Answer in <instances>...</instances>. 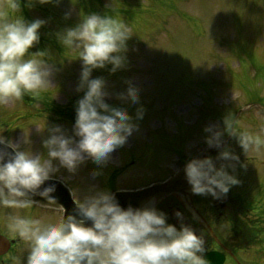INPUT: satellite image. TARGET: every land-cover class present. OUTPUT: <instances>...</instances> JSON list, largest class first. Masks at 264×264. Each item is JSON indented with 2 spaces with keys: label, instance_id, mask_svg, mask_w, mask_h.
<instances>
[{
  "label": "rangeland",
  "instance_id": "374dc122",
  "mask_svg": "<svg viewBox=\"0 0 264 264\" xmlns=\"http://www.w3.org/2000/svg\"><path fill=\"white\" fill-rule=\"evenodd\" d=\"M3 2L0 0V4ZM21 10L28 21L37 18L46 21L39 30V44L30 51L49 52V63L54 66L52 85L40 90L35 98L25 95L22 101L0 103V136L36 155H46L43 140L50 135V128L60 125L68 135H73L75 122L67 116H76L77 102L84 95V90L77 91L82 71L78 50L65 49L58 42L57 33L75 26L84 14L98 13L126 24L132 34L127 41L125 66L114 73L111 65L94 69L92 77L106 81L109 104L125 105L134 119L139 109L142 119H135L137 129L104 164L98 165L86 156L75 171L61 167L54 174L67 180L76 200L98 190L113 193L118 187L130 188L164 178L174 172L182 149L189 156L198 144L205 142L206 136L220 131L221 139L224 138L226 133L217 123H207L199 129L186 126L183 115H188L190 109H195L196 119L197 114H202L220 123L225 115L216 108V102L231 104L236 110L253 99L264 107L262 97L249 95L254 93L251 90L264 94V0H59L45 4L32 0L31 6L29 0H21ZM129 82L138 86L137 104L124 98ZM250 115L245 118L249 123L244 121L241 126L264 135V114L255 111ZM203 131L206 136L201 135ZM174 133L181 136L180 149L165 142L166 134L175 138ZM25 134L30 143H24ZM157 147L164 149L160 151ZM239 147L234 142L232 149ZM244 156L255 159L247 162L249 167L253 164L251 172L258 166L264 174V148L252 149ZM128 158L132 166L126 165L113 180L110 175L114 167L120 169ZM54 163L59 165L58 160ZM216 163L235 165L232 161L216 160ZM233 173L243 175L244 182L253 177L250 174L246 179L247 171V174L242 170ZM235 186L236 190L243 187ZM254 202L264 203L257 198ZM10 212L25 213L22 209L0 208V232L12 237L5 224ZM42 219L55 221L60 215L51 210ZM20 241L12 252L0 258V264H26L27 249L24 241ZM261 251L242 252L243 263H261H256Z\"/></svg>",
  "mask_w": 264,
  "mask_h": 264
},
{
  "label": "clouds",
  "instance_id": "9594fccd",
  "mask_svg": "<svg viewBox=\"0 0 264 264\" xmlns=\"http://www.w3.org/2000/svg\"><path fill=\"white\" fill-rule=\"evenodd\" d=\"M53 2L59 0H39L41 4ZM31 3L29 0V6ZM45 23L39 18L26 20L21 0L0 4V103L22 101L25 95L35 98L40 90L52 85L54 66L49 63V52L30 51L39 44V30ZM131 35L126 24L98 13L84 14L75 26L57 33L58 42L65 49L78 50L77 58L82 61L77 91L84 90V95L77 102L73 135L60 125L50 128V135L43 140L46 155L22 150L19 144L0 136V144L7 143L14 150L0 149V208L28 209L36 195L48 206L64 207L58 204L55 184L46 182L61 167L75 171L86 156L98 165L104 164L137 129L135 119H142V111L138 109L134 119L125 105L109 104L106 81L92 77L94 69L111 65L114 73L125 66ZM124 98L137 104L138 86L129 82ZM225 123L227 132L237 138L246 154L264 148V135L236 131L227 119ZM222 135L217 131L206 142L219 148ZM24 143H30L28 134ZM57 160L59 165L54 163ZM216 160L239 161V156L225 147L215 159L206 156L187 161L185 176L194 194L219 199L241 182L228 170L235 165L217 166ZM74 202L77 213L64 214L55 221L20 212L6 216L8 233L25 243L26 264H209L204 237L191 225L182 223L178 228L169 223L162 210L153 206L124 207L107 190Z\"/></svg>",
  "mask_w": 264,
  "mask_h": 264
},
{
  "label": "flooded vegetation",
  "instance_id": "af4514ba",
  "mask_svg": "<svg viewBox=\"0 0 264 264\" xmlns=\"http://www.w3.org/2000/svg\"><path fill=\"white\" fill-rule=\"evenodd\" d=\"M222 197L223 200L221 206L223 207L225 213L218 210L216 211L218 212V214L223 215V217L229 220V224L227 223V225L229 226V230H230L229 233L230 241H228L226 245L233 253V255H235L236 258L240 259L239 252L241 251L238 250L240 246H244V245L248 246L249 242L251 243V241L264 240V239H259L262 230L259 229L257 226V223L259 222L258 216L255 213L252 216L250 204L238 199L237 197L226 195V196H221L219 199H221ZM175 200L180 204H182L181 200L178 197H175ZM168 206L171 207L172 204L168 203ZM204 214L206 216H210L211 209L207 207L205 209ZM215 221L217 222V224L214 223L217 232H220V230H224L223 224H221L217 220ZM177 222L179 223V226H181V224L183 223V224L191 225L194 229H197L201 225V223L198 220H192V219L188 221H186L185 219L182 221L178 219ZM208 249L223 250L221 248L211 245H208ZM242 252H247V250ZM227 258L231 259V255L227 254Z\"/></svg>",
  "mask_w": 264,
  "mask_h": 264
},
{
  "label": "water",
  "instance_id": "95a60500",
  "mask_svg": "<svg viewBox=\"0 0 264 264\" xmlns=\"http://www.w3.org/2000/svg\"><path fill=\"white\" fill-rule=\"evenodd\" d=\"M0 149H3L7 152L14 151L12 148L8 147V145L5 143L0 144ZM184 181H185V174L183 173L179 177L168 180L165 183L156 184L143 190L119 192L116 195V198L124 207H128L129 205L133 207H143L145 206L146 202H149L156 198H161L170 191L176 189L179 190L180 186L184 184L183 183ZM47 184H55L56 186L55 195L58 198V204L64 206L66 210L65 215L76 214L77 213L76 204L72 198V194L69 188L66 187L62 182L52 179L47 181L46 185ZM184 188L186 187L184 186ZM32 199L39 201L42 204L45 203L43 198L38 195L33 196ZM86 223L88 225H91L92 222L87 221ZM9 243L10 242L9 240H7V238H5L4 236H0V253H3L4 251L7 250V247L10 245ZM206 258L209 264H220L222 261L220 255H216V254H208Z\"/></svg>",
  "mask_w": 264,
  "mask_h": 264
},
{
  "label": "trees",
  "instance_id": "16d2710c",
  "mask_svg": "<svg viewBox=\"0 0 264 264\" xmlns=\"http://www.w3.org/2000/svg\"><path fill=\"white\" fill-rule=\"evenodd\" d=\"M70 117H73L72 115H70Z\"/></svg>",
  "mask_w": 264,
  "mask_h": 264
}]
</instances>
